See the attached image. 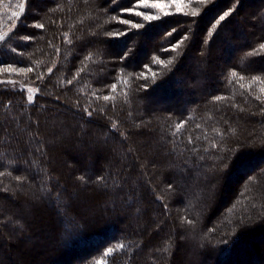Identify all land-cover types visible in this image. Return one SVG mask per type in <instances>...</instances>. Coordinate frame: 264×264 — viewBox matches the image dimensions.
<instances>
[{
	"label": "trees",
	"instance_id": "obj_1",
	"mask_svg": "<svg viewBox=\"0 0 264 264\" xmlns=\"http://www.w3.org/2000/svg\"><path fill=\"white\" fill-rule=\"evenodd\" d=\"M154 1L0 0V264H264V0Z\"/></svg>",
	"mask_w": 264,
	"mask_h": 264
},
{
	"label": "snow or ice",
	"instance_id": "obj_2",
	"mask_svg": "<svg viewBox=\"0 0 264 264\" xmlns=\"http://www.w3.org/2000/svg\"><path fill=\"white\" fill-rule=\"evenodd\" d=\"M201 2H204V0H201ZM141 4H142L143 7H151V8H154V9H160L161 11H163L164 8L167 7V5H164V4H162V3H158V2H157V3H151V4H149L148 0H141ZM23 10H24V9H23V5H21V12H22ZM164 14L167 15L168 13H164ZM13 15H16V13H13ZM135 15H137V16H143L145 20H154V19H158V18H159V17L154 16V15H146V14H144V13H142V12H139V11L135 12ZM192 15H193V16L197 15L196 11H193V12H192ZM228 15H229V13L226 12L223 16H221V17L219 18V20L217 21V24H219L221 21H223V20L225 19V17L228 16ZM122 22H123V23H126V24L129 23V21H122ZM36 27H38V28H43V25H42V24H38V25H36ZM133 27H141V25L136 24V25H133ZM214 27H215V26H214ZM211 34H212V33L209 32V35H211ZM6 35H7V33H0V41H3V40L5 39V36H6ZM26 39H27V38H26ZM260 49H261V50H264V44H262V45L260 46ZM159 62H160V63H164L163 61H159ZM168 63H171V61H168ZM0 71H4V72H15V71H17V70H16V69H13V68H11V67H9V68L0 69ZM19 71L24 72L25 70H24V69H20ZM27 71H32V69H27ZM49 71H51V69H49ZM231 75H232L233 77H236V76H237V73L233 72ZM241 79H243V77H241ZM257 79H258V78H253L254 81L257 80ZM69 83H71V81H69ZM125 83H126V81H125ZM241 86L243 87L244 85H241ZM112 87H113V91H115V85H113ZM29 91L31 92V91H35V90H34V89H29ZM261 91L264 92V88H262ZM258 98H259V97H258ZM31 99H32V97L30 96V97H29V100L31 101ZM103 99H105V100H109V99H114V97L105 96V97H103ZM217 99H222V98H221V97H217ZM182 127H183L182 124H177V125H176V130L179 131ZM118 247H119V248H122L123 245H119ZM113 251H114V249L109 248V249L105 252V256L111 254Z\"/></svg>",
	"mask_w": 264,
	"mask_h": 264
},
{
	"label": "rangeland",
	"instance_id": "obj_3",
	"mask_svg": "<svg viewBox=\"0 0 264 264\" xmlns=\"http://www.w3.org/2000/svg\"><path fill=\"white\" fill-rule=\"evenodd\" d=\"M157 2L158 3H162L164 5H167V7H165L163 11H161L160 9H154L155 11L153 13L156 14V15L168 13V12H171V11H174V10H179V9L183 8V5L180 2H178V1H154V2H150V3H157ZM154 14H146V15H154ZM1 83H7L10 86H13V87H16V88L24 90L26 95H27V97H28V99H29L30 96L33 99V97L37 93L36 84L31 83V82H24L23 83V82H18V81H15V80L0 79V84ZM29 89H34L35 91H31L30 92ZM262 244H264V241L262 242ZM252 264H255V262L252 263Z\"/></svg>",
	"mask_w": 264,
	"mask_h": 264
}]
</instances>
